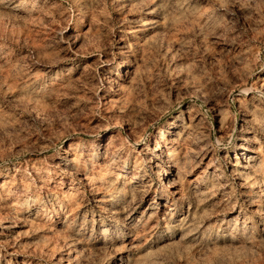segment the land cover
Here are the masks:
<instances>
[{
  "label": "rangeland",
  "instance_id": "rangeland-1",
  "mask_svg": "<svg viewBox=\"0 0 264 264\" xmlns=\"http://www.w3.org/2000/svg\"><path fill=\"white\" fill-rule=\"evenodd\" d=\"M0 264H264V0H0Z\"/></svg>",
  "mask_w": 264,
  "mask_h": 264
}]
</instances>
